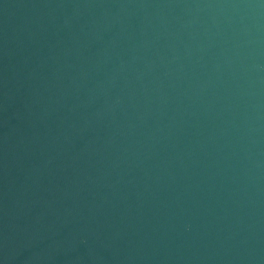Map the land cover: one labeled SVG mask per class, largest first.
Returning <instances> with one entry per match:
<instances>
[{"label":"water","instance_id":"water-1","mask_svg":"<svg viewBox=\"0 0 264 264\" xmlns=\"http://www.w3.org/2000/svg\"><path fill=\"white\" fill-rule=\"evenodd\" d=\"M0 264H264V0H0Z\"/></svg>","mask_w":264,"mask_h":264}]
</instances>
